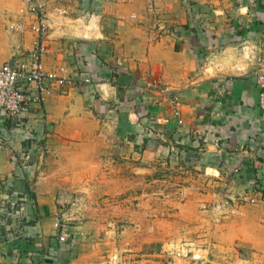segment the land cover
<instances>
[{
	"label": "crops",
	"instance_id": "crops-1",
	"mask_svg": "<svg viewBox=\"0 0 264 264\" xmlns=\"http://www.w3.org/2000/svg\"><path fill=\"white\" fill-rule=\"evenodd\" d=\"M223 2L198 3L187 14L184 8L182 25L163 28L141 18L134 0L97 7V20L47 12L42 65L65 80L48 82L42 103L22 119L0 114L8 138L0 149V207L8 189L26 198L17 216L0 208V264H84L77 238L58 226L55 186L46 195L35 174L45 149L66 139L98 140L109 118L114 138L131 146L121 151L128 156L150 155V147H133L152 145V138L203 136L214 155L226 157L223 167L238 166L240 183L251 173L264 181V120L254 83L264 58V0ZM57 11L68 21L56 19ZM27 15L25 32L4 53L9 61L32 48L34 18Z\"/></svg>",
	"mask_w": 264,
	"mask_h": 264
},
{
	"label": "rangeland",
	"instance_id": "rangeland-1",
	"mask_svg": "<svg viewBox=\"0 0 264 264\" xmlns=\"http://www.w3.org/2000/svg\"><path fill=\"white\" fill-rule=\"evenodd\" d=\"M38 1L45 24L47 12L56 10L95 20L97 7L109 10L118 0ZM134 1L156 28L182 25L184 8L187 14L198 3H224ZM22 8V0H0V65L25 32L9 25L29 23ZM57 13L56 19L68 21L65 12ZM100 129L98 140L66 139L45 149L35 174L46 195L55 186L58 226L77 238L84 264H264V181L256 174L240 183L238 166L223 167L226 157L214 155L203 136L142 141L133 148L154 152L138 157L121 152L131 146L114 138L110 118Z\"/></svg>",
	"mask_w": 264,
	"mask_h": 264
},
{
	"label": "built area",
	"instance_id": "built-area-1",
	"mask_svg": "<svg viewBox=\"0 0 264 264\" xmlns=\"http://www.w3.org/2000/svg\"><path fill=\"white\" fill-rule=\"evenodd\" d=\"M22 3V12L34 15L33 22L29 25L34 39L29 51L0 66V114L3 121L22 119L28 114L31 106L42 103L48 82L61 84L65 80L62 76L46 71L42 65V57L45 53L43 40L46 34L42 13L43 3L38 0H22ZM24 27L23 22L9 25V29L14 31H21ZM254 83L258 91V107L264 120V58L258 60ZM7 142L6 133L1 132L0 149L4 148ZM28 160V156H25L24 161ZM25 202L26 198L22 193L8 189L3 195L0 208L6 215L17 216L24 211ZM57 239L59 243H64L68 240V235L61 232Z\"/></svg>",
	"mask_w": 264,
	"mask_h": 264
}]
</instances>
